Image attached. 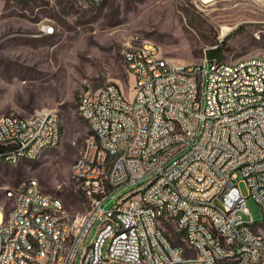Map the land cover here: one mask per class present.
Here are the masks:
<instances>
[{"label":"built area","instance_id":"built-area-1","mask_svg":"<svg viewBox=\"0 0 264 264\" xmlns=\"http://www.w3.org/2000/svg\"><path fill=\"white\" fill-rule=\"evenodd\" d=\"M102 5L105 0H96ZM142 56L124 54L125 71L134 81L127 103L121 86L110 84L79 98L80 116L92 134L90 147L77 161L74 177L93 199L89 221L72 239L68 264H264V232L247 208L240 185L264 211V59L225 63L205 58L190 65L169 60L154 43L139 44ZM18 135L24 148L9 145ZM62 122L58 115L37 112L26 117L0 116V157H36L42 145L59 146ZM105 151H113L105 166ZM100 169H108V190L97 188ZM24 184L20 210L7 215L0 241H8L4 264H27L43 248L40 233L61 236L66 224L53 225L58 213L42 193ZM132 190L105 209L115 194ZM16 193V192H15ZM145 201V208H130ZM50 209V216H43ZM183 215V222H174ZM103 220L102 239L89 248L86 241ZM202 221H212L203 230ZM184 228L193 248L167 240L165 224ZM110 242L107 261L104 245Z\"/></svg>","mask_w":264,"mask_h":264},{"label":"rangeland","instance_id":"rangeland-1","mask_svg":"<svg viewBox=\"0 0 264 264\" xmlns=\"http://www.w3.org/2000/svg\"><path fill=\"white\" fill-rule=\"evenodd\" d=\"M146 42L169 60L190 66L220 50L216 58L229 64L264 59V0H107L99 6L87 0H0V116L50 112L63 129L61 144L38 160L0 161V209L7 215L16 205L7 194L37 181L43 193L62 200L71 227L83 222L93 199L73 176L90 141L77 110L79 98L110 84L130 97L135 84L125 71L124 54ZM240 189L262 226L264 211L249 198L245 183ZM131 190L118 191L105 209ZM102 224H95L86 248ZM165 228L181 244L174 225ZM109 245L103 248L104 261Z\"/></svg>","mask_w":264,"mask_h":264},{"label":"bare ground","instance_id":"bare-ground-1","mask_svg":"<svg viewBox=\"0 0 264 264\" xmlns=\"http://www.w3.org/2000/svg\"><path fill=\"white\" fill-rule=\"evenodd\" d=\"M92 5L99 6L96 0H87ZM107 0H105L106 2ZM157 46V45H156ZM131 54L134 56H142V47H132ZM190 70H197V66H190ZM120 103H127L125 96H120ZM77 110L79 111V102L77 105ZM11 119H19L20 117L9 115ZM26 122H34V115L26 118ZM9 145L16 148H24V140L18 138V135H11L9 137ZM0 147H6V140L0 139ZM57 145L45 144L39 148L36 157H17V159H7V157H0V161L5 164L17 165L23 160H38L43 153L50 149L56 148ZM90 147V141L88 143L86 151ZM113 164V151H105V166H112ZM81 182V177H76ZM109 174L108 169H100L98 173L97 188L99 191L108 190ZM32 191L35 193H42L40 186L37 181L32 183ZM9 199H15L16 205L14 210H20L19 200H23V190L18 193L9 192L7 194ZM43 199L45 202H49V207L56 210L58 213L53 217V225H64L66 224V229H64L61 236L47 235V233H40V240H43V248L39 249V257L37 259H27V264H68V256L72 248V239L78 236L82 230V223L89 221V214L83 220V222L76 226L75 229L70 226L66 221L67 213L65 211L64 204L61 199L47 195L43 193ZM130 208H145V201H130ZM1 210V209H0ZM43 216H50V209H43ZM174 222H183V215H174ZM8 225V218L0 211V226ZM203 230H212V221H202ZM176 234L181 235L183 246L186 248H193V240L188 233H184V228H175ZM102 234H104V227L101 226L96 239H102ZM167 240L174 241L173 237L167 233ZM9 251L8 241H0V264H4V258H6ZM158 264V263H150ZM181 264H199L196 259H188L186 261H181ZM223 264H236V260H223ZM244 264H257V262H250Z\"/></svg>","mask_w":264,"mask_h":264},{"label":"trees","instance_id":"trees-1","mask_svg":"<svg viewBox=\"0 0 264 264\" xmlns=\"http://www.w3.org/2000/svg\"><path fill=\"white\" fill-rule=\"evenodd\" d=\"M221 53H222V51L220 50V51H214L213 53H212V55H211V59H217L219 56H221ZM217 57V58H216ZM92 136V134H91V132H90V137ZM89 140H90V138H89ZM88 140V141H89Z\"/></svg>","mask_w":264,"mask_h":264}]
</instances>
